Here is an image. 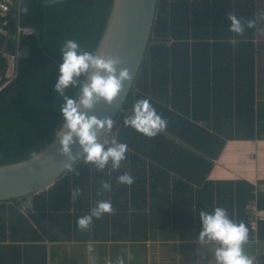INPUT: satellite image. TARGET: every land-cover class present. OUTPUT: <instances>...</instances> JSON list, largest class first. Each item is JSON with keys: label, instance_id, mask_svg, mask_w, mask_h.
<instances>
[{"label": "trees", "instance_id": "trees-1", "mask_svg": "<svg viewBox=\"0 0 264 264\" xmlns=\"http://www.w3.org/2000/svg\"><path fill=\"white\" fill-rule=\"evenodd\" d=\"M255 1L158 0L140 71L99 142L105 150L114 142L126 144L125 159L116 169L109 160L101 170L86 154L52 187L0 202V264H48L47 242L146 241L149 228L193 230L199 241L200 212L215 207L247 226L248 241L264 243V221L254 230L247 210L254 200L264 209V180L255 185L209 179L228 141L264 140V100L256 89L257 24L246 26L247 20L257 23ZM16 5L0 30V165L35 156L62 128L65 100L55 90L62 48L73 40L78 54L95 55L114 0H20ZM230 12L245 24L243 36L229 31ZM18 28L35 33L15 37ZM26 47L29 55L19 58L16 75L7 78L6 56ZM87 73L64 95L78 100ZM139 99H148L167 121L155 137L125 124ZM126 173L133 184L119 183ZM101 201L110 202L114 213L93 217L89 230L80 231L78 218ZM257 261L264 264L263 252Z\"/></svg>", "mask_w": 264, "mask_h": 264}, {"label": "clouds", "instance_id": "clouds-1", "mask_svg": "<svg viewBox=\"0 0 264 264\" xmlns=\"http://www.w3.org/2000/svg\"><path fill=\"white\" fill-rule=\"evenodd\" d=\"M22 12L27 14L28 8L24 7ZM227 19L231 21L229 31L236 36H243L245 24L242 23L241 19L231 12L227 14ZM246 26L249 29L255 28L256 20H247ZM78 48V43L73 40L65 42L62 48L63 63L60 65V76L55 85V90L64 96L65 100L61 108L65 120L63 127L70 130L62 136V152L64 154L70 153V145L73 144V137L75 136L79 138V143L87 154V161L95 163L98 169L103 170L111 160L112 167L116 169L125 159V153L128 150L127 145L114 142V146L105 150L104 145L97 142V130L104 129L105 125L110 129L113 121L111 119L99 120L95 116L88 117L80 111V107L83 105L85 109H92L99 98L111 104L122 90V81L130 79V75L128 70L124 69L120 71L119 77H117L116 65L119 63L118 60L111 58L105 60L89 52L78 54ZM24 51L25 48H22L21 51L17 52L19 58L22 57ZM90 68L97 71L91 76V83L84 84L80 88L79 100L65 96L64 90L70 85L76 84L74 77L86 74ZM101 71L108 75H101ZM133 112L134 115L128 118L125 124L148 137H155L167 127V121L157 114L148 99L137 100ZM119 183L131 185L134 183V178L126 173L119 177ZM103 187L108 189L110 185L105 183ZM76 192L79 193V189ZM104 213H114L110 202L101 201L91 210L90 215L78 218V229L88 231L93 223V217L100 219ZM200 218L203 227L199 241L203 243L207 239L209 242L219 244V247L215 249L217 264H253L252 258L244 252V245L249 239V230L243 222L236 223L231 220L227 210L223 207H215L212 213L201 211ZM120 264H123L122 259Z\"/></svg>", "mask_w": 264, "mask_h": 264}, {"label": "water", "instance_id": "water-1", "mask_svg": "<svg viewBox=\"0 0 264 264\" xmlns=\"http://www.w3.org/2000/svg\"><path fill=\"white\" fill-rule=\"evenodd\" d=\"M157 6L158 0H114L106 30L95 55L105 60L109 58L118 60L117 77L121 70L126 69L130 79L122 81V90L111 104L99 98L92 109H85L81 105L80 111L83 114L88 117L95 116L99 120L111 119L114 124L145 58L156 19ZM28 55L29 48L26 47L22 57ZM96 71L89 69L86 79L81 81L82 86L91 83V76ZM100 74L108 75L103 71ZM74 79L78 78L74 77ZM110 129L105 125L104 129L97 130L98 143ZM68 131L70 130L62 126L52 141L35 156L18 163L0 165V202L26 198L52 187L86 155L79 138L75 136L73 144L70 145V153L62 152L61 139Z\"/></svg>", "mask_w": 264, "mask_h": 264}, {"label": "crops", "instance_id": "crops-1", "mask_svg": "<svg viewBox=\"0 0 264 264\" xmlns=\"http://www.w3.org/2000/svg\"><path fill=\"white\" fill-rule=\"evenodd\" d=\"M255 11L258 51L255 66L256 89L258 99L264 100V0L255 1ZM209 179H243L258 185L259 181L264 180V140L228 141L222 154L215 161ZM260 188L264 189V185ZM147 232L146 241L120 243L109 241L100 244L47 242L48 264H120L121 259L123 264H181L184 259L195 264L198 257H194L195 253L192 249L200 250L206 247L212 250L213 245L219 246L217 242L197 241L193 230L168 227L167 229L149 228ZM260 249L264 253V243L248 241L244 245V252L252 258L253 264H259L257 250ZM196 254L199 255V261H205L201 252ZM208 255L213 257V251Z\"/></svg>", "mask_w": 264, "mask_h": 264}, {"label": "built area", "instance_id": "built-area-1", "mask_svg": "<svg viewBox=\"0 0 264 264\" xmlns=\"http://www.w3.org/2000/svg\"><path fill=\"white\" fill-rule=\"evenodd\" d=\"M18 1L20 0H0V30H5V26L8 25V18L13 13L14 4L18 6ZM34 30L32 28H18L15 37L23 34H33ZM9 63V69L7 70V78L11 79L16 75L17 66L19 62V55H9L6 56ZM0 75V80H1ZM247 210L250 215V223L252 228L256 230L259 222L264 221V209L259 208L256 200L250 202L247 205Z\"/></svg>", "mask_w": 264, "mask_h": 264}, {"label": "rangeland", "instance_id": "rangeland-1", "mask_svg": "<svg viewBox=\"0 0 264 264\" xmlns=\"http://www.w3.org/2000/svg\"><path fill=\"white\" fill-rule=\"evenodd\" d=\"M217 247H219V246H216V245H213V249L211 250V249H208V248H206V247H204V248H201L200 250H193L192 249V252H194L195 253V255H194V257H198L197 259H196V261H195V264H199V262H202V263H200V264H212V260H213V264H217V261H216V259H215V249L217 248ZM157 250H162V249H157ZM213 251V257H210L208 254L210 253V252H212ZM196 252H198V253H202L203 254V256H204V260L205 261H199V255H197L196 254ZM260 252H262V249H260L259 251L257 250V253H260ZM194 257H192V258H194ZM197 261H199V262H197ZM179 263H180V261H179ZM181 264H192V263H190V260L188 261L187 259H184V261H181ZM194 264V263H193Z\"/></svg>", "mask_w": 264, "mask_h": 264}]
</instances>
